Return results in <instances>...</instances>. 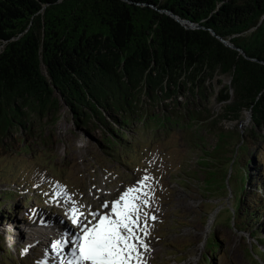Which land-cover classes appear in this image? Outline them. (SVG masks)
I'll return each mask as SVG.
<instances>
[{
	"label": "trees",
	"instance_id": "obj_1",
	"mask_svg": "<svg viewBox=\"0 0 264 264\" xmlns=\"http://www.w3.org/2000/svg\"><path fill=\"white\" fill-rule=\"evenodd\" d=\"M129 1L0 0V140L39 138L65 108L81 128L117 127L126 137L143 98L174 114L185 96L196 114L209 104L206 80L219 73L231 77L217 98L222 119L240 121L251 111L248 133L262 151L264 0ZM160 10L201 28L187 29ZM247 162L258 165L247 173L251 184L264 189L256 154ZM253 206L240 200L237 207L245 228L263 219L257 209L264 200Z\"/></svg>",
	"mask_w": 264,
	"mask_h": 264
},
{
	"label": "rangeland",
	"instance_id": "obj_2",
	"mask_svg": "<svg viewBox=\"0 0 264 264\" xmlns=\"http://www.w3.org/2000/svg\"><path fill=\"white\" fill-rule=\"evenodd\" d=\"M230 82L229 75L219 73L207 79L209 104L196 114L187 110L185 96L179 97L183 103L174 114L143 98L126 137L117 127L113 132L92 128L88 134L65 108L39 138L0 140V264L45 261L48 251L40 242L33 251L25 244L32 230L25 226L37 214L58 224L41 220L39 227L69 234L68 225L78 229L67 216L69 209L77 207L91 219L93 207L101 210L103 202L145 175L152 177L154 190L146 211L156 217L148 221L146 263L153 257L149 264H264V242H258L264 238V219L245 228L236 211L240 200L245 208L255 203L254 210L264 200V189L257 191V181L251 184L247 176L249 168L253 174L258 167L247 162L256 154L264 180V144L261 151L251 139L247 112L240 121L222 119L225 104L217 98ZM131 145L137 150H128Z\"/></svg>",
	"mask_w": 264,
	"mask_h": 264
},
{
	"label": "snow or ice",
	"instance_id": "obj_3",
	"mask_svg": "<svg viewBox=\"0 0 264 264\" xmlns=\"http://www.w3.org/2000/svg\"><path fill=\"white\" fill-rule=\"evenodd\" d=\"M151 180L145 175L113 201L103 202L101 210L89 212L91 219L72 207L70 220L79 231L75 235L64 233L50 245L58 254L64 252L62 245H71L60 264H146L148 221L156 219L146 211L152 206Z\"/></svg>",
	"mask_w": 264,
	"mask_h": 264
},
{
	"label": "water",
	"instance_id": "obj_4",
	"mask_svg": "<svg viewBox=\"0 0 264 264\" xmlns=\"http://www.w3.org/2000/svg\"><path fill=\"white\" fill-rule=\"evenodd\" d=\"M124 2H128V3H132L129 0H122ZM160 12L167 14L168 16H170L171 18H173L176 22H178L179 24H181L182 26H184L187 29H197V28H201V26H199L198 24H194L192 22H189L187 20H183L181 19L179 16L175 15L174 13H172L169 10H160ZM212 34L218 39L220 40L226 47L237 50L240 52V54H242L244 57H246L244 51L242 49H240L239 47H237L235 44H233L232 42H230L229 40H226L224 38H222L221 36L217 35L214 31H212ZM254 61H257L256 59H252ZM231 84V82H230ZM230 86V85H229ZM249 118H251L252 113L251 111H247ZM242 122V121H241ZM241 125V124H240Z\"/></svg>",
	"mask_w": 264,
	"mask_h": 264
},
{
	"label": "bare ground",
	"instance_id": "obj_5",
	"mask_svg": "<svg viewBox=\"0 0 264 264\" xmlns=\"http://www.w3.org/2000/svg\"><path fill=\"white\" fill-rule=\"evenodd\" d=\"M70 212V211H69ZM40 228L43 230V228L46 230V228L44 227V226H40ZM59 228H57V229H55V232H60V233H66V231H64V230H58ZM50 231H52V230H50ZM42 231L41 232H39V233H37V235H36V238H34V239H31V241L33 242V243H38V242H42V244H43V246L45 247V249H48V250H50L51 249V247H50V245H51V243H52V241H50L51 240V238L46 234V232H44V235H42ZM69 234H70V232H69ZM47 237H49V238H47ZM50 257V256H49ZM51 258V257H50ZM43 260H46V261H48V259H46L45 257H44V259Z\"/></svg>",
	"mask_w": 264,
	"mask_h": 264
}]
</instances>
